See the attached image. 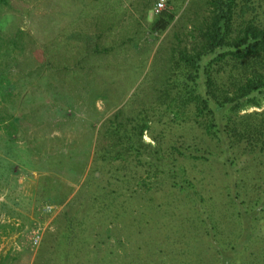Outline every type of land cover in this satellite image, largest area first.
<instances>
[{"label":"trees","instance_id":"16d2710c","mask_svg":"<svg viewBox=\"0 0 264 264\" xmlns=\"http://www.w3.org/2000/svg\"><path fill=\"white\" fill-rule=\"evenodd\" d=\"M152 3H144L145 20ZM204 4L191 44L171 45L158 78L145 85L143 77L98 125L87 175L61 211L54 264H88L99 251V244L90 245L91 236L100 238L103 231L109 236L112 223L119 225L113 235L121 246L132 243L123 249L129 255L125 263L136 264L144 256L145 264L150 259L153 264H247L248 254L249 264H264V108L242 111L249 104L259 106L264 95V0ZM98 5L93 0L92 7L81 9L69 23L76 26L74 33L61 29L54 41L58 46L52 52V42L44 44L40 59L30 56L34 39L28 30L4 31L0 19V128L10 138L19 122L6 107L16 92L11 69L30 75L49 68L62 80L87 75L105 81L95 74L104 69L114 74L130 65L140 69L144 59H129L135 53L125 54V46L137 45L145 31H163L175 15L174 5L144 23L129 14L133 21L119 24L120 4ZM4 6L10 0H0V10ZM109 93L106 85L94 96ZM145 130L153 144L143 139ZM81 165L77 162L79 172ZM213 171L233 184L229 210L203 190ZM164 190L175 195H162ZM138 209L153 217L144 214L139 224ZM204 237L209 247L201 246ZM151 245L154 251L148 253ZM102 254V262L90 263L116 264L105 249ZM205 258L211 262H202ZM44 261L37 264L49 263Z\"/></svg>","mask_w":264,"mask_h":264},{"label":"rangeland","instance_id":"374dc122","mask_svg":"<svg viewBox=\"0 0 264 264\" xmlns=\"http://www.w3.org/2000/svg\"><path fill=\"white\" fill-rule=\"evenodd\" d=\"M108 1L120 4L117 12V16H120L119 24L131 23L133 18L129 14L144 23L157 13L153 11L155 0H152L147 11L146 20L141 13H144V3L147 0H96L97 4L99 2V5L106 6ZM92 2L93 0H10V6H4L0 10L1 29L9 31L18 26L27 29L34 39L30 56L40 59L44 44L52 42V52L58 46L54 41L60 40L61 29L67 27L69 33H74L76 26L71 23L70 27L69 23L79 15L81 9L88 8L87 4L90 3L92 7ZM174 5V18L163 31H145L138 37L137 45L125 46V54L135 53L129 59H144L140 69H134L129 64L128 70H120L114 73L116 75L107 69L98 71L95 75L105 78L108 82L106 84L104 79L99 81L95 80L96 76L87 75L78 76L77 80L72 77L62 80L56 71L49 68H38V72L30 75L11 69V80L16 82V92L6 102V107L19 116V122L12 138L0 128V264H37L43 258L48 264L55 263L54 260L58 257L55 253L58 250L55 234L59 231L61 211L87 175L92 162L95 133L101 120L129 98L143 77L146 79L145 85L158 78L171 45H190L198 32V25L205 11L204 0H166L165 9H173ZM136 75L137 79L129 87L128 82ZM106 85L110 90L107 97L94 96ZM140 85H143V81ZM56 89L60 90V94L56 93ZM263 108L264 95L260 94L259 106L249 104L242 111ZM173 132H177L176 129ZM143 139L154 143L149 131H144ZM77 162L85 164L83 172H79ZM218 176L219 172L213 171L210 179L202 183L203 190L216 198L221 209L228 207L229 210L232 208L230 193L233 191L230 185L233 184L228 177L218 179ZM135 185L140 190L143 189L142 185ZM160 193L175 195L168 190ZM136 196L143 197L139 194ZM137 197L134 196L135 199ZM232 202L236 206L238 199ZM144 214H148L149 218L153 217L148 211L138 209L134 216L139 224L144 221ZM113 225L114 223L112 228L109 225V236L103 230L100 238L91 236L90 245L99 244V251L96 258L87 261L88 264L91 261L102 262L100 256H103L104 249L116 264H129L124 261H128L129 255L124 254L123 249L132 243L121 246L113 235L117 233L115 225L118 224ZM150 225L152 228V223ZM236 231L238 232L237 226ZM122 234H118L121 240L126 239ZM200 244L202 247H209L206 237L201 239ZM255 247L253 243L251 248ZM251 248L244 251V256ZM147 251L152 253L153 246ZM248 256L247 254L245 258L247 264L250 259ZM143 257L134 262L145 264L148 259ZM165 260L169 262L168 258ZM153 262L150 259L149 264ZM202 262L211 261L205 258Z\"/></svg>","mask_w":264,"mask_h":264},{"label":"built area","instance_id":"2783aa9c","mask_svg":"<svg viewBox=\"0 0 264 264\" xmlns=\"http://www.w3.org/2000/svg\"><path fill=\"white\" fill-rule=\"evenodd\" d=\"M166 8V0H155L153 11L159 12Z\"/></svg>","mask_w":264,"mask_h":264},{"label":"crops","instance_id":"0c3cea01","mask_svg":"<svg viewBox=\"0 0 264 264\" xmlns=\"http://www.w3.org/2000/svg\"><path fill=\"white\" fill-rule=\"evenodd\" d=\"M18 179V181H21L19 178H17ZM18 183H20V182H18Z\"/></svg>","mask_w":264,"mask_h":264}]
</instances>
